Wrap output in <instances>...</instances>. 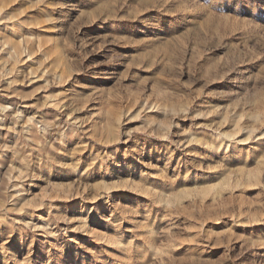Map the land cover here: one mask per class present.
<instances>
[{
	"label": "rangeland",
	"instance_id": "374dc122",
	"mask_svg": "<svg viewBox=\"0 0 264 264\" xmlns=\"http://www.w3.org/2000/svg\"><path fill=\"white\" fill-rule=\"evenodd\" d=\"M0 264H264V0H0Z\"/></svg>",
	"mask_w": 264,
	"mask_h": 264
}]
</instances>
